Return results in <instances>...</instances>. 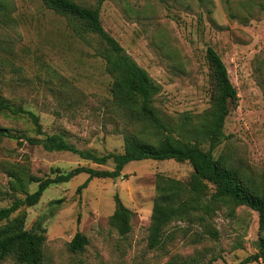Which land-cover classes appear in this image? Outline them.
I'll return each instance as SVG.
<instances>
[{"label": "rangeland", "instance_id": "374dc122", "mask_svg": "<svg viewBox=\"0 0 264 264\" xmlns=\"http://www.w3.org/2000/svg\"><path fill=\"white\" fill-rule=\"evenodd\" d=\"M73 1L94 6L98 0ZM7 4L0 13L2 96L34 112L46 135L60 134L77 149L97 155L122 153L125 125L111 106V79L95 55L97 42L89 46L75 39L67 20L47 10L41 0H7ZM100 21L160 86L154 106L171 122L182 115L196 121L209 110L211 80L205 50L213 48L237 92L236 106L230 108L223 126L226 139L213 157L223 156L257 181L262 178L264 0H104ZM0 128L17 138H42L35 136L26 117L0 115ZM77 166L113 168L112 162L100 166L71 153L47 152L24 139L0 136L2 192H11L9 173L53 178ZM191 173L187 162L134 161L116 179H92L80 194L76 188L87 175H78L68 183L51 185L36 205L22 208L25 229L37 224L44 230V264H237L255 254L258 217L244 206L232 216L221 208L207 219L216 238L201 225L174 221L166 228L171 241L161 249L147 247L156 176L185 182ZM36 187L28 185L27 191L32 193ZM114 196L133 213L126 237H120L108 222ZM11 202V195L1 197L0 208ZM76 232L87 244L82 252L71 253L68 245Z\"/></svg>", "mask_w": 264, "mask_h": 264}, {"label": "trees", "instance_id": "16d2710c", "mask_svg": "<svg viewBox=\"0 0 264 264\" xmlns=\"http://www.w3.org/2000/svg\"><path fill=\"white\" fill-rule=\"evenodd\" d=\"M41 1L47 10L67 20L75 39L89 46L92 41L97 42L95 55L102 59L104 71L111 79V106L125 125L123 152L97 155L89 150L77 149L60 134L46 135L34 112L15 106L0 92V115L14 119L26 117L35 136L42 138H17L4 128H0L1 137L24 139L29 145L41 146L47 152L71 153L100 166L108 162L113 164L112 170L77 166L53 178H35L22 171L7 174L11 192L0 191V198L11 195L12 202L0 208V264L9 260L14 264H44V230L39 229L37 224H34L36 228L26 230V215L21 210L36 205L48 187L68 183L78 175L85 174L87 179L76 188V193L80 194L92 179H116L128 163L144 160L187 162L192 168L185 182L156 176V197L147 236L150 250L161 249L173 239L172 234L166 233V228L174 221L201 225L206 234L216 238L217 232L209 227L207 219L221 208L227 209L232 216L236 208L244 206L257 213V252L237 264L264 263V174L257 181L244 173L241 167L231 166L223 156L217 159L213 157V151L226 139L223 134L224 122L230 108H235L237 102L236 89L217 52L211 47L205 50L211 80L209 110L203 112L196 121L189 115H182L177 121L171 122L154 106V97L159 94L160 86L102 27L100 7L104 0H98L94 6L80 5L73 0ZM7 5V0H0V13L4 12ZM134 126L139 128L129 132L128 129ZM32 184L37 187L29 193L27 187ZM210 188L213 189L212 193L209 192ZM17 194L23 197L19 198ZM132 218L133 213L118 196H114V211L108 222L120 237L130 233ZM86 244V238L76 232L68 250L80 253Z\"/></svg>", "mask_w": 264, "mask_h": 264}]
</instances>
